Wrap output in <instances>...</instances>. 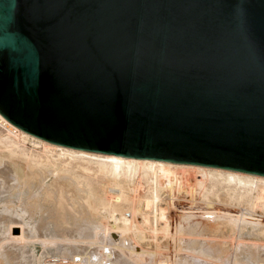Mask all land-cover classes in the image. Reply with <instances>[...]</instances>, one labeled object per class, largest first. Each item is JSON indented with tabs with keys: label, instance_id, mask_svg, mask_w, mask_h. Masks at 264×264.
<instances>
[{
	"label": "water",
	"instance_id": "water-1",
	"mask_svg": "<svg viewBox=\"0 0 264 264\" xmlns=\"http://www.w3.org/2000/svg\"><path fill=\"white\" fill-rule=\"evenodd\" d=\"M0 115L69 148L264 176V0H0Z\"/></svg>",
	"mask_w": 264,
	"mask_h": 264
},
{
	"label": "bare ground",
	"instance_id": "bare-ground-1",
	"mask_svg": "<svg viewBox=\"0 0 264 264\" xmlns=\"http://www.w3.org/2000/svg\"><path fill=\"white\" fill-rule=\"evenodd\" d=\"M165 179H169L168 182ZM98 182L102 186L100 193L95 188ZM164 189L168 191L166 199L160 194ZM188 194L192 197L190 201L186 198ZM200 200L236 210H218L212 205L201 207ZM170 207L176 209L179 221L172 233L169 232L171 225L167 217ZM257 207L264 209V176L215 166L69 148L47 142L14 126L0 115V232L3 228H17L19 231L24 227L36 229V239L42 238L40 241L46 244L47 253L58 245V241L61 242L59 245L73 250L69 257L84 255L75 248L95 249L98 245L97 253L101 259L115 260L117 257L116 260L119 258L121 261L118 262L123 264H137L132 260L134 255L138 260L144 255L154 259L171 239L178 254L189 252L206 256L207 248L211 250V246H214V254L222 251V245L227 244L222 232L229 228L238 242L249 241L238 243V254L261 257L264 256V243L260 245L262 241L256 243V240L264 237V218L256 214ZM198 227L203 228V233H211L201 234L200 230L197 233ZM19 234L23 235V232L17 234L18 238L24 237ZM5 235L0 238L4 239ZM12 237L14 239V235ZM208 237L219 242H206ZM187 239L203 242H198L199 245L196 240L184 242ZM1 242L0 250L3 252L5 248L2 247L6 244L5 240L3 244ZM131 242L135 246L130 252L124 246ZM18 244L21 246V241ZM143 245L152 246L154 250L147 253L142 250ZM196 246L204 250L198 251L194 248ZM42 247L44 249L43 244ZM13 250L8 248L4 252L8 256L16 253L17 250ZM58 250L68 253V248L59 247ZM15 253L13 255L16 256ZM1 255L0 260L3 261ZM167 262L161 260L156 264H169ZM76 264L80 263L76 261Z\"/></svg>",
	"mask_w": 264,
	"mask_h": 264
},
{
	"label": "rangeland",
	"instance_id": "rangeland-1",
	"mask_svg": "<svg viewBox=\"0 0 264 264\" xmlns=\"http://www.w3.org/2000/svg\"><path fill=\"white\" fill-rule=\"evenodd\" d=\"M2 130V132H5L4 131V129H1ZM195 177L196 178H198V176L197 175H195ZM190 179L191 180H193V177H190ZM166 180V182H168L167 180H169V179H165ZM95 188H96V190L98 191V193H100V192H102V186H101V184L98 182L97 184H95ZM146 190V187H145V184H144V191ZM161 197L162 198H167V196H168V191H165V189L164 190H162L161 191ZM185 195H187V194H185ZM185 195H184V197H185ZM189 196L188 197H186L187 198V200L188 201H190L191 199H192V197H191V195L190 194H188ZM179 202H182L183 204L185 203L184 201H179ZM179 202H177V204L179 203ZM200 202H202L201 204H200ZM200 202H199V205L202 207V206H209V207H215V208H217L218 210H228V211H234V210H236V209H233L232 207H230V206H226V205H222V204H220V203H217V204H214V203H207V202H204V201H202V200H200ZM203 203H205V204H203ZM209 204V205H208ZM218 204H220V205H218ZM190 205V204H189ZM212 205V206H211ZM217 207H216V206ZM206 207V208H207ZM171 209V210H170ZM256 214H258V216H259V218H264V216L262 217V215L264 214V209L263 208H261V207H257L256 209ZM167 211H168V213H167V217H168V219L170 220V230L171 231H169V232H173V230L175 229V226L174 225H176L177 223H179V221H178V217H177V212H176V209L173 207H170V208H168L167 209ZM175 222V223H174ZM174 226V227H173ZM26 227H24V229L22 228H20V230L21 231H19V229H17V228H12V229H9V228H3V230H4V232L8 235L9 234V236H7V235H5V233L3 232V230L1 229V232H0V237H4V235H5V238L3 239V238H0V240L2 241H0L1 242V244H3L4 243V240H5V244L6 245H4V247H2V249L3 248H5V249H11L12 250V248H14L15 250H13V251H16V256L15 255H13L14 253H13V251H12V253L13 254H10L9 253V257L7 256V254H6V251L4 252V250H3V252H2V250H0V254H2L1 255V257H2V259H3V261H1L0 260V264H51V263H53V264H68L69 262V264H76V261L77 262H79L80 264H123L122 262H118V261H121V260H119V258L116 260V258H115V260L114 259H109V258H107V259H109V261H107V259H104V258H100V255H98V253H97V246L98 245H96V248L94 249V248H92L91 249V247H84V248H75V249H77L76 251H82V252H84V255L82 256L81 254H78V255H74V256H71L70 255V257L68 256L69 254H72V252H73V250L71 249L70 250V248L69 247H67V246H64V245H59V243L61 244V242L60 241H58L57 243H58V245H54L53 247H55V246H57V247H55V249L52 247L51 249V251H48V253L45 251V249H46V244H44V242H43V240L42 241H40L42 238H40V240H39V238L38 239H36V236H37V231L38 230H36V229H33V228H31L30 229V227H27L26 229H25ZM199 228H201V229H199ZM9 229V230H8ZM30 229V230H29ZM11 230V231H10ZM22 230H27L26 232L25 231H22ZM34 230V231H33ZM200 230V231H199ZM225 230V231H224ZM7 231H9V232H7ZM198 231L201 233V234H205V232H207V231H205L204 233H203V228L202 227H198V230L196 231L197 233H198ZM202 231V232H201ZM231 230L229 229V228H224L223 229V232H222V234L224 235V240H227V244H225L224 246L222 245V251H220V252H218V253H212V251L214 250V249H212L214 246H211V244H209L210 246H211V250H210V247L209 248H207L208 249V251H207V253L205 254L206 256H204V255H198V254H188V253H176L175 252V247L177 248V246L176 245H174L173 244V242H172V240L170 239V240H168V244H167V247L166 248H164L163 250H160L158 253H159V255L156 257V258H154V259H152L151 257H149L148 255H144L143 256V259H139L138 260V258L136 259V256L134 255L133 256V258H132V260H133V262L134 263H136L137 262V264H156V262L158 261H164V262H166V260H168L169 262H167V263H169V264H263L264 263V256H261L260 257V255H258L259 257H257V258H259V259H256V257L255 258H253V256L252 257H248V256H243L242 254H238L239 252H238V248H239V244H240V241H241V243L242 242H249L248 241V239L246 240V241H242V240H239V242H238V239H236L237 237L234 235V234H232V231L230 232ZM15 232V233H14ZM22 233L23 232V235L22 234H19L18 236H24V237H17V234L18 233ZM33 232V233H32ZM195 232V233H196ZM3 233H4V235H3ZM13 233V234H12ZM25 233H26V235H25ZM207 233H211V232H207ZM10 234H12V235H10ZM30 234V235H29ZM34 234V235H33ZM50 234V233H49ZM52 234V233H51ZM232 234V235H231ZM2 235V236H1ZM14 235V239H13V236ZM29 235V236H28ZM246 235H248L247 233H246ZM7 236V237H6ZM32 236V237H31ZM249 236V235H248ZM251 236V235H250ZM11 237V238H10ZM31 237V238H30ZM209 237H211V236H209ZM208 237V239H206V242L207 241H209V243H216V242H219V241H216L215 239H214V241H213V237L211 238V240H210V238ZM232 237V238H231ZM254 237V236H253ZM260 236H258V238H259ZM9 238V239H8ZM26 238V239H25ZM33 238H34V240H33ZM235 238V239H234ZM252 238V237H251ZM257 238V237H256ZM6 239H8L7 241H6ZM11 239H13L12 241H11ZM19 239H21V240H19ZM234 239V240H233ZM22 240H23V242H22ZM24 240H25V243H24ZM31 240V241H30ZM194 240H196V239H187V240H184V242H195ZM230 240H232V242L230 241ZM263 240H264V237H263V239L261 238L260 240L258 239V240H256V243H260V241H262L261 242V244L260 245H262L264 242H263ZM14 242V243H11V242ZM18 241H19V243H20V241H21V246L23 247H21L20 246V244H18ZM38 241H40L39 243H38ZM200 241L201 242H203V240H196V243H197V245H199L198 244V242L200 243ZM211 241V242H210ZM8 242V243H7ZM235 242V243H234ZM255 242V241H254ZM26 246H24L23 244ZM28 243V244H27ZM32 243H34V244H32ZM36 243H38V244H40L41 243V245H38V244H36ZM239 243V244H238ZM15 244V246H13V245ZM32 244V245H31ZM42 244H43V246H44V249H43V247H42ZM236 244H237V246H236ZM12 245V246H11ZM33 246V248L31 247V246ZM122 245H124L123 243H122ZM264 245V244H263ZM6 246V247H5ZM9 246H11V247H9ZM37 246V247H36ZM63 246V247H62ZM134 243H127L126 244V246H124V248L125 249H130V250H128V251H132V249L134 248ZM202 246H204V245H202ZM233 246V247H232ZM235 246V247H234ZM28 247H30V249H32L31 251H30V249L28 248ZM35 247V248H34ZM59 247H61V249H67L68 248V253L67 254H65V253H62V251L61 250H58L59 249ZM66 247V248H65ZM93 247H95V246H93ZM189 247V246H188ZM197 247V246H196ZM194 247L196 250H198V251H203L204 249H201V247L199 248V247ZM224 247V248H223ZM17 248H19V249H17ZM22 248V249H21ZM141 248H143L142 250H146L145 252H147V253H149V251H153L154 250V247H152V246H145V245H143ZM192 248V247H191ZM235 248V250L233 251V249ZM29 249V250H28ZM237 249V250H236ZM20 250V251H19ZM28 251V252H26V251ZM29 251L31 252V253H29ZM35 251V252H34ZM43 251V252H42ZM44 251H45V253H44ZM55 251H57V252H55ZM18 252V253H17ZM23 252V253H22ZM24 252L25 253H29L28 255L27 254H24ZM55 252V253H54ZM89 252V253H88ZM160 252H161V254H160ZM209 252V253H208ZM19 253H21L20 255H19ZM44 253V254H43ZM56 253H57V255H56ZM151 253V252H150ZM163 253V254H162ZM212 253V254H211ZM238 255H237V254ZM51 254V255H50ZM59 254H61V255H59ZM6 255V256H5ZM11 255H13V257H11ZM30 255H31V257H30ZM49 255H50V257H49ZM53 255H55L54 257H51V256H53ZM73 255V254H72ZM89 255V256H88ZM47 256V257H46ZM79 256H80V258H79ZM174 256V257H173ZM237 256V257H236ZM4 257V258H3ZM161 257V258H160ZM166 257V258H165ZM201 257V258H200ZM243 257V258H242ZM11 258V259H10ZM17 258V259H16ZM121 258V257H120ZM124 258H125V256H124ZM251 258H252V260H251ZM1 259V258H0ZM8 259V260H7ZM21 259V260H20ZM25 259V260H24ZM71 259H73V260H71ZM121 259H123V256H122V258ZM165 259V260H164ZM262 259V260H261ZM10 260V261H9ZM74 260H76L75 262H74ZM86 260V261H85ZM153 260H154V262H153ZM255 260V261H254ZM257 260H259V261H257ZM29 261V262H28ZM53 261H56V262H53ZM69 261V262H68ZM73 261V262H72ZM111 261V262H110ZM257 261V262H256ZM94 262V263H93ZM109 262V263H108ZM262 262V263H261Z\"/></svg>",
	"mask_w": 264,
	"mask_h": 264
}]
</instances>
